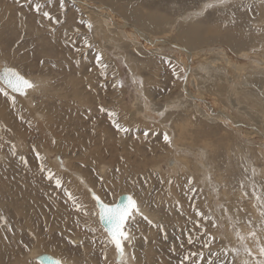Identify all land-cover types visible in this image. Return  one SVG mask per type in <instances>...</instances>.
Masks as SVG:
<instances>
[{"label":"rangeland","instance_id":"obj_1","mask_svg":"<svg viewBox=\"0 0 264 264\" xmlns=\"http://www.w3.org/2000/svg\"><path fill=\"white\" fill-rule=\"evenodd\" d=\"M208 2L0 0V70L34 85L20 96L0 81V264H40L44 253L67 264L261 258L264 139L248 126L264 131V0ZM122 11L150 16L153 32ZM190 25L204 42L189 59L161 43ZM231 35L257 41L235 47ZM86 186L105 203L137 201L121 258Z\"/></svg>","mask_w":264,"mask_h":264},{"label":"snow or ice","instance_id":"obj_2","mask_svg":"<svg viewBox=\"0 0 264 264\" xmlns=\"http://www.w3.org/2000/svg\"><path fill=\"white\" fill-rule=\"evenodd\" d=\"M226 3H228V0H209V2L204 5L203 10L206 11L209 8L223 6ZM61 6H63V0H61ZM34 7L35 10L39 12L42 6L40 4H36ZM43 15L45 18L52 19L51 14L47 11H45ZM141 39L143 40L145 37H141ZM96 59L99 61L101 57L97 56ZM0 81H2L8 89H11L12 92L19 94H25L27 89H32L34 87L30 80L25 78L15 69L10 68H5L3 72H0ZM0 92H2L5 96L8 95V92L4 89H0ZM12 102L13 104L15 103V97H12ZM116 127L120 129L119 124H117ZM123 130L128 131L127 129ZM145 135H147V133H145ZM164 139L166 141L168 140L167 135L164 136ZM53 143H55V141H53ZM13 154H15V151H13ZM37 158L39 159V154H37ZM48 178L52 179L53 174L49 173ZM55 184L56 187H61V180L56 179ZM66 195L70 200H73L74 204H77L71 192H66ZM92 195L99 207V220L105 225V231L108 235V238L114 245L116 251L123 255L124 242L130 239V233L128 229L129 221L134 218L135 214L139 213V207L136 199L132 195H126L124 196L122 202L113 201L112 203H105L102 202L100 197L95 193H92ZM257 199H259V197ZM77 210H80L79 205H77ZM197 215H203V213L198 212ZM145 219H147V217H145ZM149 223H151V221H149ZM252 235L254 236L255 233H252ZM232 251L238 253L237 249H232ZM244 251L248 255H252V252L247 247H245ZM225 255H227V253H225ZM259 256L261 258L254 259V264H264V246H259ZM55 264H59V262L57 261ZM208 264H215V262L209 260ZM244 264H248V261H245Z\"/></svg>","mask_w":264,"mask_h":264},{"label":"bare ground","instance_id":"obj_3","mask_svg":"<svg viewBox=\"0 0 264 264\" xmlns=\"http://www.w3.org/2000/svg\"><path fill=\"white\" fill-rule=\"evenodd\" d=\"M80 2V1H79ZM109 8V7H108ZM119 9V8H118ZM118 9H116V10H118ZM95 10V9H94ZM111 12H112V14L114 13V10L111 8ZM97 12V11H96ZM123 12V11H122ZM115 13H116V11H115ZM124 13V12H123ZM125 15H126V17H128V18H132L136 23H138L139 25H141L142 27H143V29H145L146 31H148L149 33H151V32H153L152 31V26H153V22L155 21H153L152 22V20L151 19H149V17L148 16H144V15H140V14H138V13H134V12H131V13H124ZM144 14V13H143ZM114 15V14H113ZM151 18H153V17H151ZM153 19H155V18H153ZM157 19V18H156ZM157 22H158V20H156ZM161 23V22H160ZM157 24V23H156ZM119 25V24H118ZM158 26V25H157ZM178 26V25H177ZM139 27V26H138ZM160 28H162V27H160ZM196 28H198V27H196V26H193V25H190V26H187L186 28H184V29H181V30H179V32L176 30V32H178L179 33V40L180 41H176V40H164V39H161V43L163 44V43H167V44H171V45H173V46H175L178 50H180V51H184V52H186V53H189L190 51L189 50H192V48H194V46H198V44L200 45V43H203L204 42V39H202L201 37V35H200V33L198 34L197 32H200L199 30H197ZM156 29V28H155ZM154 29V30H155ZM176 29H180V27L179 28H176ZM144 30V31H145ZM157 30V29H156ZM163 30V29H162ZM135 32V31H134ZM177 33V34H178ZM146 35V34H145ZM201 37H200V36ZM178 36V35H177ZM147 37V41H149L151 44H156V41H154V40H152L148 35L146 36ZM155 39V38H154ZM176 39V38H175ZM226 39V42H227V44H229L231 41H235V42H237V43H235V47H236V45L238 46V47H241L242 45L244 46L246 43H252V44H256V41H257V39H255V38H251V37H248V36H246V35H241V36H237V37H234V36H230V37H226L225 38ZM158 40V39H157ZM157 43H159V42H157ZM184 45H182V44ZM248 45V44H247ZM246 45V46H247ZM233 46V45H232ZM242 46V47H243ZM233 48V47H232ZM234 49V48H233ZM236 49V48H235ZM238 49H240V48H238ZM207 50V49H206ZM235 51V50H234ZM195 52V51H194ZM197 53V52H196ZM247 53V52H246ZM193 54V53H192ZM257 54V53H256ZM194 55H197V54H194ZM201 55V54H200ZM242 55H244V54H242ZM191 56H193V55H191ZM198 56V55H197ZM196 56V57H197ZM202 56V55H201ZM192 58V57H191ZM195 59V58H194ZM242 59V58H241ZM186 61V60H185ZM202 61V60H201ZM215 61V60H214ZM202 65V64H201ZM246 67H248V66H246ZM255 67V66H254ZM253 67V68H254ZM223 68V67H222ZM236 68V67H235ZM226 69V68H225ZM255 69V71H256V68H254ZM261 68L259 67L258 68V70L256 71L257 73H258V71L260 70ZM216 72H218V71H216ZM237 72V71H236ZM240 72H242V71H240ZM254 72V71H253ZM237 74V73H236ZM22 75V74H21ZM239 75V74H238ZM217 76V75H216ZM237 76V75H236ZM25 77V76H24ZM25 78H27V77H25ZM220 78V77H219ZM234 78V77H233ZM240 78V77H239ZM245 78V77H244ZM215 79V78H214ZM246 79V78H245ZM245 79H242V80H244L245 81ZM241 80V79H240ZM226 81V80H225ZM248 82V81H247ZM230 83V82H229ZM239 83V82H238ZM240 84V83H239ZM243 84V83H242ZM252 86V85H251ZM6 89V88H5ZM8 89V88H7ZM33 89H34V87L32 88V89H27L26 90V93H30L31 91H33ZM188 90V89H187ZM246 90V89H245ZM8 91H10L9 89H8ZM241 93H243L244 91H243V89L241 88ZM189 92V91H188ZM236 92V91H235ZM247 92V91H246ZM246 92L244 93L245 95H246ZM239 93H240V91H239ZM14 94V93H13ZM16 94V93H15ZM189 94H190V92H189ZM247 95H249V94H247ZM191 96H193V97H196V95H194V94H191L190 95V97ZM250 96H252L251 94H250ZM30 98V97H29ZM198 98V97H197ZM201 98V97H200ZM199 98V99H200ZM249 99V98H248ZM198 106V105H197ZM193 107V106H192ZM194 110V109H193ZM213 111V110H212ZM218 111V110H217ZM220 112H222V111H220ZM222 116V115H221ZM223 116H225L224 115V113H223ZM226 116H228L229 117V114L228 115H226ZM222 119V118H221ZM234 119V118H233ZM174 120V119H173ZM224 120V119H223ZM228 120V119H227ZM226 120V121H227ZM234 126L236 125V129H238L239 127H238V123L236 122V121H234ZM245 124V123H244ZM251 125V124H250ZM174 126V125H173ZM238 127V128H237ZM246 127V126H245ZM249 127V131L251 130V133L252 134H256L257 136H262L263 138L262 139H264V131L263 132H261L260 131V129L259 128H257V127H254V126H248ZM172 128V127H171ZM251 128V129H250ZM241 130V129H240ZM247 130V129H246ZM179 131H181V130H179ZM247 133H249V132H247ZM251 133H249V134H251ZM183 151V150H182ZM185 151H186V149H185ZM203 151V150H202ZM192 153V152H191ZM202 154V153H201ZM204 157V156H203ZM1 158V157H0ZM185 158V157H184ZM175 160V159H174ZM186 161V160H185ZM176 162H178V161H176ZM172 166H173V164L175 165V161L174 162H171L170 163ZM186 164V163H185ZM170 165V166H171ZM188 165V164H187ZM186 166V165H185ZM178 167V166H177ZM183 167V166H182ZM198 168V167H197ZM194 170V169H193ZM178 175V174H177ZM181 175V174H180ZM182 176V175H181ZM206 176V175H205ZM210 180V179H209ZM179 184V183H178ZM202 184V183H201ZM177 186V185H176ZM206 186V185H205ZM175 188H177V187H175ZM176 191V190H175ZM194 204V203H193ZM235 212V211H234ZM236 212H238V211H236ZM15 214V213H14ZM224 214V213H223ZM27 217V216H26ZM232 217V216H231ZM28 221V220H27ZM225 221V220H224ZM234 222V221H233ZM237 222V221H236ZM25 225V224H24ZM226 225V224H225ZM246 229V228H245ZM228 234V233H227ZM257 235V234H256ZM253 239V238H252ZM226 240V239H225ZM232 240V239H231ZM238 242V241H237ZM252 242V241H251ZM226 243V242H225ZM232 243V242H231ZM248 243V242H247ZM253 243V242H252ZM250 246H251V244H250ZM252 247V246H251ZM254 248V247H253ZM249 249V248H248ZM251 252H252V250H250ZM255 251V250H254ZM258 251V250H257ZM259 252V251H258ZM258 252H257V254H258ZM253 253V252H252ZM256 253V252H255ZM52 255V254H51ZM53 256V255H52ZM123 256H124V254H123ZM53 257H55V256H53ZM253 257H255V256H253ZM259 257V256H258ZM257 257V258H258ZM57 258V257H56ZM260 258V257H259ZM57 259H59V257L57 258ZM62 264H67L68 262H66V263H64V261H63V259L61 260V258H60V260H59ZM70 264V263H69Z\"/></svg>","mask_w":264,"mask_h":264},{"label":"water","instance_id":"obj_4","mask_svg":"<svg viewBox=\"0 0 264 264\" xmlns=\"http://www.w3.org/2000/svg\"><path fill=\"white\" fill-rule=\"evenodd\" d=\"M135 28V27H134ZM135 30L138 32V35L140 36V37H145V39H143V40H145L146 42H147V37L141 32V31H139L137 28H135ZM190 58V54L188 53V59ZM5 68H10V69H15V68H13V67H7V66H3L2 68H1V70H0V72H3L4 71V69ZM16 70V69H15ZM17 71V70H16ZM2 82V81H1ZM2 84H3V82H2ZM4 85V84H3ZM5 87H6V85H4ZM7 88V87H6ZM10 91H11V89H9ZM12 92V91H11ZM12 93H14V92H12ZM17 95H20V96H23L24 94H19V93H16ZM191 98H193V99H195V100H198V98H196V97H193V96H191ZM86 190H87V192H88V194H89V197L94 201V203H95V205H96V207H97V218H98V222H99V224L102 226V228H103V230L105 231V225L99 220V207H98V205L96 204V201L93 199V195H92V193H95L94 191H93V189H91L90 187H88V186H86ZM96 194V193H95ZM97 195V194H96ZM126 195H130V194H128V193H123V194H120L118 197H117V199H116V202H122L123 201V198H124V196H126ZM98 196V195H97ZM101 199V198H100ZM101 201H102V199H101ZM102 202H104V201H102ZM105 233H106V231H105ZM106 235H107V233H106ZM108 236V235H107ZM112 243V242H111ZM113 247H114V245H113ZM114 250H115V255L117 256V258H121L123 255H121V254H119L117 251H116V249H115V247H114ZM124 254V253H123ZM36 260H37V262L38 263H40V264H55V262H59V264H62L60 261H59V259H57L56 257H53L52 255H50V254H47V253H44V254H40V255H38L37 256V258H36Z\"/></svg>","mask_w":264,"mask_h":264}]
</instances>
